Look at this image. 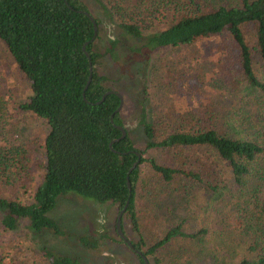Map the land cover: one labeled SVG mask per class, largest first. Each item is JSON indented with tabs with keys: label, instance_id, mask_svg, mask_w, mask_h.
<instances>
[{
	"label": "trees",
	"instance_id": "1",
	"mask_svg": "<svg viewBox=\"0 0 264 264\" xmlns=\"http://www.w3.org/2000/svg\"><path fill=\"white\" fill-rule=\"evenodd\" d=\"M164 7L174 11L175 21L157 33L146 36L138 23L118 25L124 35L137 41L131 47L136 59L158 49L223 37L236 52L214 83L221 99L230 102L227 109L222 107V115V109L218 113L211 108L210 117L198 118L192 131L175 132L161 140L151 123L141 121L146 149L171 151L182 167L145 160L131 139L121 112L116 113L120 93L109 88L108 79L98 71L104 57L96 46L100 33L94 39V25L87 16L91 12L83 0H0V41L31 83V95L19 109L48 126L44 173L34 202L23 204L0 197L1 226L14 232L28 222L33 235L50 231L65 237L68 234L51 214L61 197L73 195L97 204L118 205L120 211L129 202L125 215L139 231L136 190L140 166L148 162L159 182L186 181L203 187L208 196L229 199L231 223L239 233L235 239H242L245 246L238 264H264V0H164ZM100 8L106 17L114 14L108 5L100 4ZM95 19L99 27L100 21ZM116 46L110 39L106 53L113 55ZM86 52L93 76L84 96L91 67ZM110 91L114 93L101 102ZM0 111H4L1 100ZM118 127L127 131L124 139H120ZM186 151H202L214 162L209 168L196 166L191 157H184ZM24 156L19 149L0 147V184L4 187L18 183L25 169L23 161H27ZM222 164L229 168L228 182L226 175L223 180L216 172ZM189 166L194 168L184 169ZM206 234L207 230L186 234L178 226L143 255L153 256L178 238L203 243ZM43 256L50 264H82L47 249Z\"/></svg>",
	"mask_w": 264,
	"mask_h": 264
},
{
	"label": "rangeland",
	"instance_id": "2",
	"mask_svg": "<svg viewBox=\"0 0 264 264\" xmlns=\"http://www.w3.org/2000/svg\"><path fill=\"white\" fill-rule=\"evenodd\" d=\"M93 17L100 21L97 49L104 53L98 71L108 79V87L118 91L124 100L121 118L136 147L145 160L161 165H179L174 153L163 149H146L147 138L142 120L151 123L158 140L175 132H190L198 118H209L210 109H227L214 88L225 63L236 52L226 37L202 40L196 45L162 48L135 58L131 47L136 40L124 35L121 22L138 23L146 36L166 29L175 21L174 11L167 12L164 0H83ZM100 4L108 5L114 14L106 17ZM177 15L176 17H179ZM110 39L117 42L115 52L106 53ZM249 41L253 45L252 36ZM31 95V83L20 71L5 45L0 41V147L19 149L27 158L18 183L12 187L0 184V197H11L23 204H32L44 173L45 140L48 126L19 106ZM222 100V102H221ZM224 112L221 111V115ZM178 152V151H177ZM186 151L196 166L209 168L213 163L202 151ZM196 158H195V157ZM184 165V162H183ZM194 167H186L190 169ZM217 174L228 182L229 168L222 164ZM148 162L140 166L136 207L139 231L129 217L122 218V232L137 251L147 252L167 232L180 226L184 233L207 230L203 243L178 238L155 255L149 264H238L244 254V241L235 239L236 224L231 223L229 199L211 197L200 185L177 180L159 182ZM149 191V192H148ZM118 205L97 204L76 196L58 200L51 217L68 235L57 236L50 231L33 235L28 222L14 232L1 226V264H50L43 256L47 249L80 260L82 264H144L117 231ZM85 239V240H84ZM144 256V255H143ZM145 257V256H144Z\"/></svg>",
	"mask_w": 264,
	"mask_h": 264
},
{
	"label": "water",
	"instance_id": "3",
	"mask_svg": "<svg viewBox=\"0 0 264 264\" xmlns=\"http://www.w3.org/2000/svg\"><path fill=\"white\" fill-rule=\"evenodd\" d=\"M87 16L90 18V20L92 21V23H93V25H94V30H95V36H94V39L98 36V33H99V27H98V24H97V21H96V19L90 14V13H87ZM86 46L87 45H85L84 46V51H86ZM86 54H87V56H88V58H89V60H90V77H89V80H88V83H87V85H86V87H85V89H84V96H85V93H86V91L88 90V88H89V86H90V84H91V81H92V76H93V67H92V63H91V57H90V55L86 52ZM112 93H114V92H112V91H110V92H108V93H106V95L103 97V99H102V101L101 102H103L104 101V99H105V97L106 96H108L109 94H112ZM119 96H120V98H121V105H120V107H119V109L117 110V112L116 113H119V112H121L122 111V108H123V104H124V100H123V97H122V95H120V94H118ZM100 102V103H101ZM112 122H114V115L112 116ZM119 128V130L122 132V137L120 138V139H124L126 136H127V131L124 129V128H122V127H118ZM118 140H116V141H113V143H115V142H117ZM137 155H138V157L140 158V153H137ZM138 164H139V161L138 162H136L133 166H132V168L130 169V171H129V176H130V174L133 172V170H135L136 168H137V166H138ZM129 176H128V187H129V190H130V193H131V191H132V187H131V183H130V178H129ZM128 205H129V202H127V205L123 208V210H121L120 211V213H119V216H118V219H117V231H118V234L120 235V237L125 241V243H127V245L131 248V249H133L136 253H138L142 258H143V261H144V264H149V262H148V260L146 259V257H144L143 256V254L141 253V252H139V251H137L135 248H134V246L132 245V243H130L127 239H126V237L124 236V234H123V232H122V226H121V224H122V218H123V216H124V214H125V212H126V210H127V208H128Z\"/></svg>",
	"mask_w": 264,
	"mask_h": 264
}]
</instances>
